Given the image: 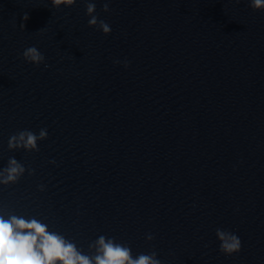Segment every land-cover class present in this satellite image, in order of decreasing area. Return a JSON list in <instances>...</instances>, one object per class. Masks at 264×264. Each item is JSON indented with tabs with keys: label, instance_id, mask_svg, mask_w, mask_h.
<instances>
[{
	"label": "clouds",
	"instance_id": "clouds-1",
	"mask_svg": "<svg viewBox=\"0 0 264 264\" xmlns=\"http://www.w3.org/2000/svg\"><path fill=\"white\" fill-rule=\"evenodd\" d=\"M49 2L53 8L59 9L61 6H73L76 0H49ZM248 2L253 10H264V0H248ZM109 3L110 0H106L103 11H109ZM95 12V2L87 0L86 14L90 17L88 25L96 27L105 35L110 34V25L98 19ZM28 18V14L25 13L23 20L27 21ZM21 28L24 29L23 23ZM22 56L25 61L37 66L45 61V56L35 46L26 48ZM124 66L128 67L127 61H124ZM47 136V129L44 128L40 129L38 134L27 129L22 130L10 136L8 148L39 151L38 141L46 139ZM25 170L17 159L9 158L7 166L0 169V184L18 182ZM29 174H33V170H29ZM216 236L220 241L222 253L231 255L241 250V240L236 234L218 228ZM146 239L151 241L154 237L148 234ZM89 249L93 251L85 254L74 241L57 231L50 230L47 223L36 217L25 218L13 214L5 218L0 214V264H161L156 252L141 253L133 257L128 244L117 242L114 238L104 235L93 241Z\"/></svg>",
	"mask_w": 264,
	"mask_h": 264
}]
</instances>
